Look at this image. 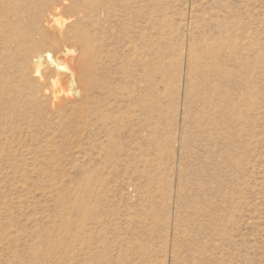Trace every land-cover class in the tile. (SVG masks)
<instances>
[{
	"label": "rangeland",
	"instance_id": "374dc122",
	"mask_svg": "<svg viewBox=\"0 0 264 264\" xmlns=\"http://www.w3.org/2000/svg\"><path fill=\"white\" fill-rule=\"evenodd\" d=\"M5 1L0 264H264V0Z\"/></svg>",
	"mask_w": 264,
	"mask_h": 264
},
{
	"label": "bare ground",
	"instance_id": "6f19581e",
	"mask_svg": "<svg viewBox=\"0 0 264 264\" xmlns=\"http://www.w3.org/2000/svg\"><path fill=\"white\" fill-rule=\"evenodd\" d=\"M3 1V0H2ZM1 0H0V3L2 2ZM5 1V0H4ZM6 2V1H5ZM11 2V1H10ZM9 2V3H10ZM7 3H8V1H7ZM78 5H80L79 3H78ZM7 10V9H6ZM74 10H76V8H74ZM76 11H78V10H76ZM75 12V11H74ZM77 13V12H76ZM8 14V13H7ZM12 14V13H11ZM74 17V16H73ZM76 25H79L78 23L76 24ZM37 26V25H36ZM34 27V26H33ZM13 29V28H12ZM19 29V28H18ZM75 29V28H74ZM73 29V30H74ZM79 29H81V28H79ZM23 30V29H22ZM27 30V29H26ZM77 32H75V33H73V42L76 40L77 41V38H78V30L77 29H75ZM74 30V31H75ZM83 30H84V28H83ZM82 30V31H83ZM29 31H32V30H29ZM20 32V31H19ZM27 32H28V30H27ZM39 32V31H38ZM84 32V31H83ZM4 33V32H3ZM11 33V32H10ZM16 33V32H15ZM42 33V32H41ZM41 33H40V35H41ZM70 33V32H69ZM80 33V32H79ZM13 34H14V31H13ZM12 34V35H13ZM22 34V33H21ZM26 34H28V33H26ZM84 34H86L85 32H84ZM88 34V33H87ZM24 35L25 34H23L22 36H23V38H24ZM33 35H35V33L33 34ZM38 35H39V33H38ZM71 35V34H70ZM13 36H15V35H13ZM21 36V37H22ZM30 36H32V35H30ZM63 36H65V35H63ZM21 37H20V39H21ZM27 37V36H26ZM84 37V36H83ZM82 37V38H83ZM4 38V37H3ZM11 38V37H10ZM15 39H16V36L14 37ZM30 38V37H29ZM32 38V37H31ZM71 38V37H70ZM87 38V37H86ZM37 39V38H36ZM66 39V38H65ZM69 39V38H68ZM84 39V38H83ZM7 40V39H6ZM9 40H14V39H9ZM34 40H35V38H34ZM34 40H32V41H34ZM87 40V39H86ZM14 41H16V40H14ZM13 41V42H14ZM17 41H21V40H17ZM30 41V40H29ZM31 41V42H32ZM39 41V40H38ZM43 41V40H42ZM72 41V40H71ZM70 41V42H71ZM84 41L85 40H82V45H81V47H82V50H81V53H80V55H79V57H78V59H77V62H76V64L74 65V64H72V65H70L69 64V68H68V71H69V74L67 75V76H65V77H63V79L62 78H60L59 80H56V83H57V85H55L56 87H57V89L55 90V92H57L58 90H60L61 89V84H66V83H72V84H75L76 82H78L79 84H81V86L84 88V90L85 89H87L88 90V88L90 87L89 85H91L90 84V73H91V71L93 70V67L95 66L94 65V62H95V58L92 56V55H89L88 53V51H89V46H88V42L86 43V41H85V43H84ZM27 42H28V40H27ZM37 42V41H36ZM64 42V41H63ZM78 42V41H77ZM10 43H11V41H10ZM20 43H22V42H20ZM34 42H32V44H33ZM58 43V42H57ZM75 43V42H74ZM1 44V43H0ZM13 44V43H12ZM71 44V43H70ZM78 44H80V42L78 43ZM15 45V44H14ZM20 45V44H19ZM34 45V44H33ZM18 46V45H17ZM35 47H38V46H36V44L34 45ZM21 47H22V45H21ZM27 47V46H26ZM61 47V46H60ZM24 48V50H25V46L23 47ZM34 48V47H33ZM32 48V49H33ZM74 48V47H73ZM3 49H5V48H3ZM28 49V48H27ZM39 49V48H38ZM20 50V49H19ZM34 50V49H33ZM22 52V51H21ZM28 52H30V50H28ZM28 52H26L27 54H28ZM36 52H38V51H36ZM30 53H32V52H30ZM29 53V54H30ZM85 54V55H84ZM90 54H92L91 52H90ZM34 54H31L30 55V57L31 56H33ZM22 56V55H21ZM29 57V58H30ZM28 58V57H27ZM48 58L51 60L52 58H51V55H48ZM73 58V57H72ZM29 60V59H28ZM53 63H56V64H58L59 66H61V63H57V62H55L53 59L51 60ZM71 63V62H70ZM96 71V70H95ZM94 72V71H93ZM58 81V82H57ZM60 81V82H59ZM55 83V84H56ZM55 87V88H56ZM84 90H82V91H84ZM61 100V99H60Z\"/></svg>",
	"mask_w": 264,
	"mask_h": 264
}]
</instances>
